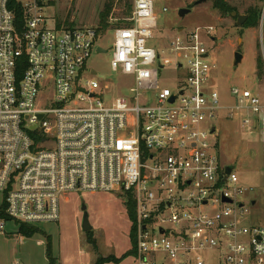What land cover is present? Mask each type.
Returning a JSON list of instances; mask_svg holds the SVG:
<instances>
[{
  "label": "built area",
  "instance_id": "2783aa9c",
  "mask_svg": "<svg viewBox=\"0 0 264 264\" xmlns=\"http://www.w3.org/2000/svg\"><path fill=\"white\" fill-rule=\"evenodd\" d=\"M10 2L0 0V234L8 223L58 222L71 193L131 194L133 264H264V225L247 224L241 200L253 187L226 175L212 132L214 28L158 37V0H133L109 45L112 71L130 85L108 104L98 93L108 86L86 80L97 74L98 30L50 27L47 0H18V24ZM230 93L246 126L264 125L258 95Z\"/></svg>",
  "mask_w": 264,
  "mask_h": 264
},
{
  "label": "rangeland",
  "instance_id": "374dc122",
  "mask_svg": "<svg viewBox=\"0 0 264 264\" xmlns=\"http://www.w3.org/2000/svg\"><path fill=\"white\" fill-rule=\"evenodd\" d=\"M26 2L27 0H23ZM43 15L50 27L55 21L64 24L66 20L74 26L96 28L102 41L100 47L107 53H93L89 65L97 72L86 80L96 81L101 90L108 86L104 103H112L128 91L130 80L111 69L115 28L129 23V8L133 0H47ZM199 0H158V28L155 35L170 37L179 31H194L197 28L213 27L215 44L207 40L210 58L215 65L210 76L211 88L220 94L221 108L213 120L217 150L224 165L234 166L241 183L253 187L244 200L249 207L247 224L264 225V125L249 119L236 109V100L230 93L232 88L248 89L258 95L264 105V23L250 28L238 24L232 14L222 15L213 7L214 0L196 5ZM232 13L248 16L251 8L262 10L264 0H225ZM112 10L106 27L100 24V14L106 4ZM166 9V12L163 10ZM182 9L189 10L184 17ZM243 55L242 62L235 67V54ZM260 63V66H259ZM103 98V97H102ZM256 201L255 205L252 202ZM2 198L0 196V206ZM83 206L89 215L92 231L84 232ZM37 233L30 238L19 235L18 225L8 223L5 233L0 234V264H97L100 257L120 258L131 250V221L123 198L117 193L78 192L61 200V219L58 222L35 226ZM50 257V258H49ZM132 256L121 264H133Z\"/></svg>",
  "mask_w": 264,
  "mask_h": 264
},
{
  "label": "trees",
  "instance_id": "16d2710c",
  "mask_svg": "<svg viewBox=\"0 0 264 264\" xmlns=\"http://www.w3.org/2000/svg\"><path fill=\"white\" fill-rule=\"evenodd\" d=\"M213 7L217 9L222 15L230 16L234 11V9L227 2H225V0H214ZM9 8L14 12L17 23L18 24L23 23L24 11L18 0H11L9 4ZM111 10H112V4L108 3L105 5L103 12H101L100 14V24L103 25L104 27H106V24L109 20ZM132 11H133V5H131L129 8V12H128L129 17H131ZM261 14H262V10L251 8L247 13L248 20L245 23V27L254 28L258 26L261 21ZM61 25H65L66 27H70V28L74 27V25L70 23L68 20H66L64 24L58 23V26ZM121 197L124 200V205L126 207V211L132 225L130 231L131 250L126 252L120 258L115 256H108L106 258L100 257L97 264H121L123 260H125L130 256L133 257L136 254L137 241H136V229L134 227V224L136 222V203L131 194L122 195ZM18 228H19L18 231L19 235L27 238L33 237L38 232L36 227L28 226L25 224H18ZM50 263L55 264V261L50 259Z\"/></svg>",
  "mask_w": 264,
  "mask_h": 264
},
{
  "label": "water",
  "instance_id": "95a60500",
  "mask_svg": "<svg viewBox=\"0 0 264 264\" xmlns=\"http://www.w3.org/2000/svg\"><path fill=\"white\" fill-rule=\"evenodd\" d=\"M207 0H199L196 5H200L204 2H206ZM187 13H189V10H186V9H182L180 11V16L181 17H184ZM232 16L233 17H237L238 19V24L239 25H243L247 20H248V16H242V15H237L235 12L232 13ZM98 52L99 53H106L105 50H103L102 48H99L98 49ZM243 55L238 51L236 52L235 54V67H237L243 60ZM216 131L215 127L212 129V132L214 133ZM143 139H145V137H143ZM234 170V166H227L226 168V175H229L232 173V171ZM226 179V178H225ZM256 201H253L252 202V205H255ZM83 212H84V218H83V224H82V227H83V230L84 232H90L92 231V227L90 225V221H89V215L86 211V207L83 206Z\"/></svg>",
  "mask_w": 264,
  "mask_h": 264
},
{
  "label": "crops",
  "instance_id": "0c3cea01",
  "mask_svg": "<svg viewBox=\"0 0 264 264\" xmlns=\"http://www.w3.org/2000/svg\"><path fill=\"white\" fill-rule=\"evenodd\" d=\"M180 32V31H179ZM215 44V43H214Z\"/></svg>",
  "mask_w": 264,
  "mask_h": 264
}]
</instances>
